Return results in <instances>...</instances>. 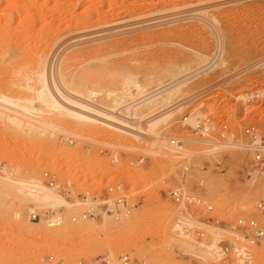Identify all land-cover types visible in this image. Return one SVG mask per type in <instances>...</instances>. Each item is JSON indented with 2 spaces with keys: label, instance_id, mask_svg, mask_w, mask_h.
Instances as JSON below:
<instances>
[{
  "label": "rangeland",
  "instance_id": "obj_1",
  "mask_svg": "<svg viewBox=\"0 0 264 264\" xmlns=\"http://www.w3.org/2000/svg\"><path fill=\"white\" fill-rule=\"evenodd\" d=\"M199 11L215 17L217 27L194 17L192 12ZM217 37L222 49L230 51L226 68L231 73L216 70L194 78L181 99L173 100L169 126L160 131L166 138L190 137L193 115L264 86V0H0V93L31 96L26 85L35 84V73L44 64L71 89L83 95L91 90L92 103L112 106L128 87L129 75L143 83L142 73L190 59L201 40L208 62ZM24 122L13 125L0 117L1 182L6 177L36 182L43 170L53 168L71 177L77 189L82 176L91 178V186L122 181L126 204L117 218L104 215L77 223L69 217L81 208H64L62 225L50 228L21 216L28 204L37 202L32 196L18 194L16 219L8 209L9 197L0 194V264H99L97 254L124 252L135 264H195L183 254L219 249L225 223L253 217L264 226V215L255 207L264 195V182L241 173L250 158L245 151L209 154L186 144L181 154L166 150L168 156L154 157L156 165L150 155L123 148V137L101 125L62 124L66 131L51 137L33 134ZM176 187L193 193L200 203L176 207L167 196ZM52 199L37 203L57 205ZM176 216L189 224L194 238L202 236L198 242L175 231ZM255 258V264L264 261L258 253Z\"/></svg>",
  "mask_w": 264,
  "mask_h": 264
},
{
  "label": "bare ground",
  "instance_id": "obj_2",
  "mask_svg": "<svg viewBox=\"0 0 264 264\" xmlns=\"http://www.w3.org/2000/svg\"><path fill=\"white\" fill-rule=\"evenodd\" d=\"M201 11L192 12V14L195 15L194 17L217 27L215 17H206L203 13L204 10ZM195 50L194 55L192 54L193 56L191 55L188 60L169 61L151 72H141L143 83L136 80L135 76L130 77L129 75L126 79L127 84L124 83L128 87L123 88L124 90L121 89L123 92L121 91L122 93L118 98L113 99L112 106H101L92 103L89 100L91 90H85L88 93L85 96L87 93L83 95L81 92L71 89L65 83L66 80L64 81L61 78L60 73L51 70V68L48 69L46 65L42 64L35 73V81H33L35 84L26 85V89L31 93V96L19 97L0 93V117L18 126L25 121L31 129L30 131L37 136L48 135L53 137L56 132H65L67 128L64 127L69 126L70 128V125L77 127L101 125L121 135L123 137L122 147L129 151H142L145 155H150L152 159L157 156H168L166 150H171V148L167 147L166 141L169 138L161 135L160 131L162 127L169 126L173 112L171 107L173 100L177 98L180 100V96L184 94V88L189 87L188 85L192 83L193 79L203 72L223 70L226 75L231 73L229 67L226 68L227 65H230L228 46L227 50L222 49L218 59L211 64L210 60L205 62L207 59L205 42L203 43L201 40ZM191 63H195L197 67L192 68L193 64L191 65ZM55 74L57 77H55ZM157 108H159L158 111ZM175 108L179 109V107ZM154 110L158 112L156 114L155 111L153 113L155 115L152 114ZM142 123L144 126H142ZM62 124L65 125L63 129ZM76 130H79V128H76ZM73 131L78 134L74 129ZM206 148H203L205 149L204 152L207 151L209 154H220L226 149L230 153H244L242 149L227 148L220 144ZM156 159H153V161L155 160V163H153L157 165L159 160L156 161ZM6 179H8L6 182L0 181V194L9 197L8 209L12 211V215L16 219H18L19 211L17 208H13V204L16 200H19L18 194L32 196L34 201L37 202L47 197L53 198L52 202L58 200V203H63L62 200L56 198L58 196L54 192L32 179H10L8 177ZM50 192L54 196H50L52 195ZM241 194L245 197L250 196L249 192H242ZM58 203L56 204L58 205ZM42 204L57 206L51 203ZM213 244L210 247L214 246Z\"/></svg>",
  "mask_w": 264,
  "mask_h": 264
},
{
  "label": "built area",
  "instance_id": "obj_3",
  "mask_svg": "<svg viewBox=\"0 0 264 264\" xmlns=\"http://www.w3.org/2000/svg\"><path fill=\"white\" fill-rule=\"evenodd\" d=\"M221 51L220 38L217 37L210 64L218 59ZM186 118L184 117L183 120ZM193 119V134L190 137H171L167 140L171 150L181 154L186 144L201 148L220 144L227 148L242 149L250 158L248 164L242 167L241 173L249 179L255 178L264 182V86L238 92L229 101L219 100L210 112L193 115ZM214 164L215 168L219 169V160H215ZM193 166L192 164L191 167ZM181 174L185 175L183 172ZM35 180L46 189L59 194L63 203L53 207L33 202L23 209L21 216L29 222H43L50 228L62 225L65 217L64 208H81L76 212L73 211L69 217L71 222L77 223L97 220L104 215L117 218L121 207L126 204L125 185L122 181L109 184L103 181L91 186L89 185L91 178L82 176L77 178L79 186L77 189L71 177L60 174L53 168L43 170ZM167 196L176 207H189L201 201L193 193L183 192L179 187L171 189ZM255 207L264 215V195L257 200ZM173 227L181 237L195 242L202 237H193L189 224L182 216L174 218ZM222 231L224 237L219 239V249L211 248L205 255L184 253L183 256L190 257L195 264H255L256 253L264 259V226L257 219L238 217L232 225L225 223ZM46 259L51 261L53 256L48 255ZM95 259L99 264L137 262L127 252L117 256L100 253ZM77 264L86 263L79 260ZM261 264H264V261Z\"/></svg>",
  "mask_w": 264,
  "mask_h": 264
}]
</instances>
